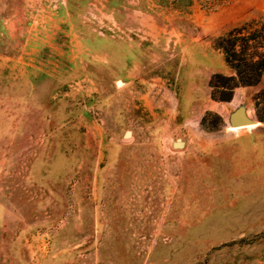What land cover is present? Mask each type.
<instances>
[{
	"label": "rangeland",
	"instance_id": "1",
	"mask_svg": "<svg viewBox=\"0 0 264 264\" xmlns=\"http://www.w3.org/2000/svg\"><path fill=\"white\" fill-rule=\"evenodd\" d=\"M253 19L264 0H0V264H264V122L227 128L264 74L208 86Z\"/></svg>",
	"mask_w": 264,
	"mask_h": 264
},
{
	"label": "trees",
	"instance_id": "2",
	"mask_svg": "<svg viewBox=\"0 0 264 264\" xmlns=\"http://www.w3.org/2000/svg\"><path fill=\"white\" fill-rule=\"evenodd\" d=\"M214 45L222 52L231 73L211 75L208 82L210 98L230 102L236 88L255 85L264 74V21L253 19L235 25L218 36ZM255 99L264 102V90ZM255 112L258 120L264 122V107ZM222 125L223 120L213 112H206L200 120V126L206 130H216Z\"/></svg>",
	"mask_w": 264,
	"mask_h": 264
},
{
	"label": "water",
	"instance_id": "3",
	"mask_svg": "<svg viewBox=\"0 0 264 264\" xmlns=\"http://www.w3.org/2000/svg\"><path fill=\"white\" fill-rule=\"evenodd\" d=\"M255 120H258V119L256 117H252L249 115L247 105L243 102V103L238 104L229 113L227 117V124L230 127H243L244 125L251 124ZM183 145H184V142L181 139H177L174 142L175 147H183Z\"/></svg>",
	"mask_w": 264,
	"mask_h": 264
},
{
	"label": "crops",
	"instance_id": "4",
	"mask_svg": "<svg viewBox=\"0 0 264 264\" xmlns=\"http://www.w3.org/2000/svg\"><path fill=\"white\" fill-rule=\"evenodd\" d=\"M241 9H243V7H240L239 10H238V12H239ZM234 14H235V13H234ZM230 16H232V15H230ZM236 89H237V88H236Z\"/></svg>",
	"mask_w": 264,
	"mask_h": 264
},
{
	"label": "bare ground",
	"instance_id": "5",
	"mask_svg": "<svg viewBox=\"0 0 264 264\" xmlns=\"http://www.w3.org/2000/svg\"><path fill=\"white\" fill-rule=\"evenodd\" d=\"M258 122H260L259 120H257ZM261 123V122H260ZM245 126V125H244ZM230 126H228L227 128H229ZM177 145V144H176Z\"/></svg>",
	"mask_w": 264,
	"mask_h": 264
}]
</instances>
